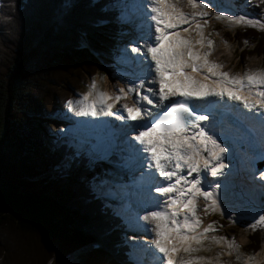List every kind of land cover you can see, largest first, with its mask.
Segmentation results:
<instances>
[{
  "label": "trees",
  "instance_id": "trees-1",
  "mask_svg": "<svg viewBox=\"0 0 264 264\" xmlns=\"http://www.w3.org/2000/svg\"><path fill=\"white\" fill-rule=\"evenodd\" d=\"M114 1L0 0V264H133L126 224L94 194L86 160L64 168L74 148L57 136V122L42 119L64 112L113 60ZM245 8L264 20L262 0ZM228 35L243 57L264 60V30L241 26ZM258 216L243 220L249 252L263 240Z\"/></svg>",
  "mask_w": 264,
  "mask_h": 264
},
{
  "label": "snow or ice",
  "instance_id": "snow-or-ice-1",
  "mask_svg": "<svg viewBox=\"0 0 264 264\" xmlns=\"http://www.w3.org/2000/svg\"><path fill=\"white\" fill-rule=\"evenodd\" d=\"M215 3L216 0H142L138 6L125 4L115 19L132 24L139 20V37L131 46L138 72L130 79L127 91L120 87L118 94L111 96L97 90L93 78L89 91L79 94L75 104L67 101L68 109L79 116L115 117L124 125L138 122L133 125L132 135L122 127L101 157L84 150L82 145L70 144L74 151L65 157L63 167L71 168L81 158L91 166L98 158L108 159L113 155L125 167L129 161L139 165V179L147 185L149 197L153 187L159 194L152 205L154 210L145 211L142 217L138 212L134 215L135 226L152 236L147 246L154 249V264H224L222 251L215 255L201 254L221 244L226 247L227 255L235 253L236 260H242L243 264H264L254 255L245 259L234 238L215 235L216 222L205 225L199 214L201 198L205 202V215L224 214L217 199L220 185L207 179L221 176L228 167L224 163L228 149L221 143V139L227 138L217 131L216 114L228 102H238L264 126V69L233 73L212 59L214 40L210 33L205 34V28L210 15L208 9ZM137 9L142 11V17L136 15ZM215 18L230 25L264 30V20L247 14L217 11ZM145 22L150 26L146 33ZM140 40L143 45L138 47ZM130 93H134L137 102L131 106L124 103L115 109V104ZM205 105L212 108L207 115L203 114ZM210 115L213 120H209ZM237 121L241 135L248 134L244 119L237 117ZM259 175L264 179V171ZM108 183L100 174L92 177V190L98 198L112 194L111 188H104ZM224 193L222 199L226 200L227 185ZM127 194L133 195L131 191ZM225 206L229 218L235 221L239 214ZM105 207L120 216L127 227L132 226L118 206L106 202ZM122 207L127 210L130 205L126 202ZM254 224L264 226V215H259Z\"/></svg>",
  "mask_w": 264,
  "mask_h": 264
},
{
  "label": "rangeland",
  "instance_id": "rangeland-1",
  "mask_svg": "<svg viewBox=\"0 0 264 264\" xmlns=\"http://www.w3.org/2000/svg\"><path fill=\"white\" fill-rule=\"evenodd\" d=\"M141 2L142 0H115L112 4L120 11L125 4L138 6ZM239 2L240 0H216L215 6H210L208 9L210 15L206 18L208 20V25L205 28V34L210 33L211 38L214 40L212 59L223 63L224 70L233 73H243L245 70L252 69H264V60L261 56L249 54L243 57L241 54L242 50L239 49L233 41L228 40V34L234 33L237 28L243 25H230L228 21L224 19L215 18L217 11H224L227 14H247L250 18L255 19V17L249 14L245 8L248 3L241 5ZM185 10L188 11L190 9L185 8ZM136 15L142 17V11L137 9ZM138 23L139 20H137V24ZM137 24L119 23L121 29L119 32V38L117 39L118 48L114 53L113 60L105 59L106 61H109V63L103 62L101 69L97 72L96 76L93 77L96 81L97 90L115 96V94H118V89L120 87L127 89L130 79H132L138 72V67L134 59L136 54L131 53V46H133L132 42L138 40L139 37V28L137 27ZM149 28L150 26L145 22V33ZM189 32H191L192 35H195L192 29ZM225 41L227 43H225ZM142 45L143 40H140L139 43L136 44L138 47ZM125 46H127V48H125ZM93 78H88L87 82L75 91L70 99L74 104L79 100V94L89 91V86L91 85ZM120 101L123 104L127 103L129 105H133L137 102L136 98L132 102L128 100L123 101V99ZM120 107H122V105ZM104 118L108 119L103 116L98 118L79 116L75 112L70 111L68 105H66V110L64 112L57 113L56 117H48L46 119L47 121H45V125L49 126L51 121L56 120L60 123L57 131L60 135L66 137L68 145H82L84 150L93 151L98 157H101L109 142L113 139L112 137L111 139L107 132L102 128ZM42 119L45 120V118ZM96 120H99V122ZM92 122L95 126L91 125ZM122 127H127L126 129H129L124 123L118 124L116 129H120L121 131ZM120 131L118 132L120 133ZM118 134H115V136ZM120 139H123V136H120ZM254 154H257V152ZM259 155L264 156L260 151ZM241 156H243L242 159H234L235 161L233 160V162H231L235 165L233 166L234 170H231L234 173H226L227 171H230L227 170L224 171L221 176L207 177V179L213 181L214 184L223 182L227 185L228 194L226 200L222 199L225 194L220 195V190H217V199L221 202V208L224 211V214H221V212H210L205 215L203 209V204L205 202L202 198L198 201L201 205L199 214L205 225L212 221L216 222L215 227L218 230L214 233L215 235L234 238L235 242L240 245V252L245 259L248 255H254L257 260V258L264 253V231L262 232L263 240L261 246L257 249V252H255L256 250L249 252L246 249V246L252 241V238L250 237L251 232H249V230L242 224L243 220L258 216L261 212L260 197L263 196L261 193H264V179H261L260 175L257 173L255 175L252 170L257 166L261 171L264 167V158L258 159V157L256 160L255 155L250 153H242ZM96 165H100L102 171L97 170V173L94 174V168ZM87 166L92 170V177L96 174H100L109 181L104 188H111L112 194L101 198L103 202L118 206V210L123 213L124 218L132 225L131 227L126 226L122 230L121 235L124 236V241L128 242L133 248L132 258L134 264H154V249H149L147 246L150 243L152 236L144 230L137 228L134 220L135 213L138 212L142 217L145 214V211L154 210L152 207V202L154 201L149 202V200H147L149 192L142 189L143 185H141L139 189V165L135 162L129 161L128 166L125 167L120 163L118 157L113 155L108 159L98 158L91 166L86 163V167ZM111 175L115 177H110ZM112 178H115V181H113ZM130 191L133 193L131 196L127 194ZM126 202L130 205V208L127 210L122 207ZM225 205L230 207L233 210V213L239 214L235 221L229 218ZM221 223L225 225L221 226ZM217 251L224 252V255L221 257L224 264H243L242 260H236L235 253L231 256L227 255V249L222 244L213 246V251L211 252H202L201 254L215 255Z\"/></svg>",
  "mask_w": 264,
  "mask_h": 264
},
{
  "label": "bare ground",
  "instance_id": "bare-ground-1",
  "mask_svg": "<svg viewBox=\"0 0 264 264\" xmlns=\"http://www.w3.org/2000/svg\"><path fill=\"white\" fill-rule=\"evenodd\" d=\"M141 1V0H140ZM117 8V7H116ZM119 11V10H118ZM119 14H120V11H119ZM119 16V15H118ZM120 23V22H119ZM149 30V29H148ZM151 30H153L154 31V29H151ZM125 90H127V89H125ZM116 95V94H115ZM112 96V95H111ZM134 99H135V97H134ZM133 99V100H134ZM124 100H127V99H125V98H123V101ZM132 100V101H133ZM131 101V102H132ZM131 106V105H130ZM235 106L237 107V106H239L240 108H242V106L237 102L236 104H235ZM121 108V107H120ZM120 108H117V109H120ZM243 109V108H242ZM240 111H243V110H240ZM119 114H121V113H119ZM94 118V117H93ZM106 118H108V117H106ZM112 118H115V117H112ZM258 119V118H257ZM116 120V119H115ZM110 122H109V125H108V127L110 128V131H115V132H117L115 129H114V126H115V124H114V126H113V120H109ZM258 121H259V119H258ZM83 123V122H82ZM121 123H122V121H121ZM137 122H128L127 123V125L126 126H128L129 127V129L130 130H132V131H134L133 130V125L134 124H136ZM92 126H94L93 124H91ZM119 133V132H118ZM129 135H132V132H129L128 133ZM109 136V135H108ZM109 137H111V136H109ZM114 137V136H113ZM220 137L218 136V139H219ZM96 140V139H95ZM106 140V139H105ZM110 143V142H109ZM221 143L223 144V146L226 148V149H228V153L226 154V158H225V160H224V163L225 164H227L228 165V167H227V169H225L224 171H227V170H230V171H227L226 173H232L233 171H231V170H234L233 169V166H235V165H233L231 162H233V160H234V157L235 156H233L232 154H231V143L232 142H230L229 140H225V139H221ZM247 145H248V147H252V144L251 143H247ZM258 146H264V144L263 145H261V143H258ZM257 146V148L255 147V148H253L252 149V155H255V159L256 158H258V159H260V156H258V154H254V153H258V151H260V148ZM241 150V152H246V153H249V151H247V150H245V149H243V148H241L240 149ZM242 154V153H241ZM251 156V155H250ZM250 158V157H249ZM262 159V158H261ZM257 160V159H256ZM241 161V160H240ZM246 162V161H245ZM255 164V163H254ZM253 168V167H252ZM236 169V168H235ZM138 170V169H137ZM136 170V171H137ZM264 170V167L261 169V171H263ZM252 171H254V174L256 175V173L257 174H259V172H260V168H257V166H256V168H253V170ZM135 172V171H134ZM234 173V172H233ZM251 174V173H250ZM140 176V175H139ZM112 180L113 181H115V178H112ZM223 181V180H222ZM138 184H139V189H140V187H141V185H144V183H143V181L142 180H140V179H138ZM219 185H220V188H219V190H220V195H223V194H225L224 193V189H225V184L223 183V182H220L219 183ZM144 188H146L147 189V191H148V188H147V186H145ZM144 188H142V189H144ZM145 189V190H146ZM153 190V189H152ZM140 191V190H139ZM158 195L159 194H156V193H154V192H151V198L150 197H148L147 198V200H149V202H152V201H154V202H152L153 204L156 202V197H158ZM144 200V199H143ZM145 201V200H144ZM149 204V203H148ZM260 251H262V250H260ZM259 251V252H260ZM258 255V254H257ZM257 260L259 261V260H264V253H262L261 254V256L260 257H258L257 258Z\"/></svg>",
  "mask_w": 264,
  "mask_h": 264
}]
</instances>
